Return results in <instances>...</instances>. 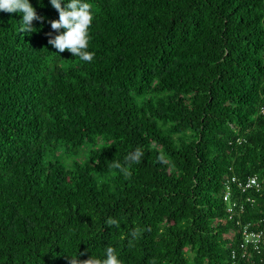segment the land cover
<instances>
[{"label":"trees","instance_id":"trees-1","mask_svg":"<svg viewBox=\"0 0 264 264\" xmlns=\"http://www.w3.org/2000/svg\"><path fill=\"white\" fill-rule=\"evenodd\" d=\"M30 3L31 32L0 10V264H264V0H90V61ZM226 174L263 185L232 219Z\"/></svg>","mask_w":264,"mask_h":264},{"label":"clouds","instance_id":"clouds-1","mask_svg":"<svg viewBox=\"0 0 264 264\" xmlns=\"http://www.w3.org/2000/svg\"><path fill=\"white\" fill-rule=\"evenodd\" d=\"M49 4L57 11L58 17L48 20L54 33L47 34V43L56 50L67 49L72 56H78L81 60L90 61L94 52L89 50V25L92 22L93 12L90 0H48ZM39 3V0H38ZM0 10L20 13V31L31 32L34 29L33 20H45L43 15L37 13L30 0H0ZM143 155L142 149L136 146L126 156V160H138ZM111 166L120 170L124 176L130 175V169L119 160H111ZM118 221L114 217H108L107 225H115ZM136 235L133 230L132 236ZM69 257L70 264H124L117 251L111 244L103 248V255H90L86 259L78 260Z\"/></svg>","mask_w":264,"mask_h":264},{"label":"built area","instance_id":"built-area-1","mask_svg":"<svg viewBox=\"0 0 264 264\" xmlns=\"http://www.w3.org/2000/svg\"><path fill=\"white\" fill-rule=\"evenodd\" d=\"M222 200L226 204V213L228 218L232 217L238 212L244 210V202L241 201V196L237 194H244L245 201H253L250 197V192H259L262 188V181H260L256 176H248L243 179H238L235 176L224 175L222 181ZM243 253L242 256H246L247 247L253 250H259L262 241L264 240V233L261 230H250L247 224L243 225L241 228ZM231 264H238L234 261Z\"/></svg>","mask_w":264,"mask_h":264},{"label":"rangeland","instance_id":"rangeland-1","mask_svg":"<svg viewBox=\"0 0 264 264\" xmlns=\"http://www.w3.org/2000/svg\"><path fill=\"white\" fill-rule=\"evenodd\" d=\"M82 155H83L82 152H79L76 155H66L64 153L61 154V155H59V152H58L57 153V156L58 157H56V158H58L61 162H64L65 163V161L66 162H68V161L72 162L74 160L81 161L83 159V156Z\"/></svg>","mask_w":264,"mask_h":264}]
</instances>
